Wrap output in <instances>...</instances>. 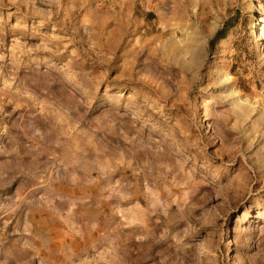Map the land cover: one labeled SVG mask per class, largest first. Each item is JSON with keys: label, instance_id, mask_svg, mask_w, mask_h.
Listing matches in <instances>:
<instances>
[{"label": "rangeland", "instance_id": "1", "mask_svg": "<svg viewBox=\"0 0 264 264\" xmlns=\"http://www.w3.org/2000/svg\"><path fill=\"white\" fill-rule=\"evenodd\" d=\"M263 26L264 0H0V264H264Z\"/></svg>", "mask_w": 264, "mask_h": 264}, {"label": "bare ground", "instance_id": "2", "mask_svg": "<svg viewBox=\"0 0 264 264\" xmlns=\"http://www.w3.org/2000/svg\"><path fill=\"white\" fill-rule=\"evenodd\" d=\"M259 2H262V0H258ZM264 28V26L262 27ZM258 46H264V41L261 39V41L259 42ZM263 61H264V57H263ZM227 133V132H226Z\"/></svg>", "mask_w": 264, "mask_h": 264}, {"label": "trees", "instance_id": "3", "mask_svg": "<svg viewBox=\"0 0 264 264\" xmlns=\"http://www.w3.org/2000/svg\"><path fill=\"white\" fill-rule=\"evenodd\" d=\"M219 33H220V32H219ZM219 33H218L217 37H220V36H219V35H220Z\"/></svg>", "mask_w": 264, "mask_h": 264}]
</instances>
